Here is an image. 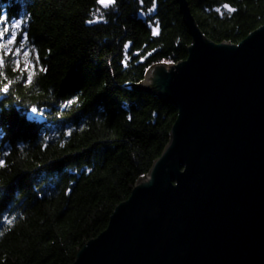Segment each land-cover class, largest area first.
I'll list each match as a JSON object with an SVG mask.
<instances>
[{
    "label": "trees",
    "instance_id": "trees-1",
    "mask_svg": "<svg viewBox=\"0 0 264 264\" xmlns=\"http://www.w3.org/2000/svg\"><path fill=\"white\" fill-rule=\"evenodd\" d=\"M188 2L216 42L264 25V0ZM191 43L176 0H0V264H72L107 228L178 115L141 84Z\"/></svg>",
    "mask_w": 264,
    "mask_h": 264
},
{
    "label": "water",
    "instance_id": "water-1",
    "mask_svg": "<svg viewBox=\"0 0 264 264\" xmlns=\"http://www.w3.org/2000/svg\"><path fill=\"white\" fill-rule=\"evenodd\" d=\"M176 1L187 58L141 84L176 107L170 141L72 264H264V25L216 42Z\"/></svg>",
    "mask_w": 264,
    "mask_h": 264
},
{
    "label": "snow or ice",
    "instance_id": "snow-or-ice-1",
    "mask_svg": "<svg viewBox=\"0 0 264 264\" xmlns=\"http://www.w3.org/2000/svg\"><path fill=\"white\" fill-rule=\"evenodd\" d=\"M99 2L101 4H106V5L115 4V0H99ZM224 7L226 9H228L229 13H233V12L236 11V9L234 7H230L227 4H225ZM150 11H151V9H150ZM217 11H220V9H217ZM89 22L91 23L93 21H89ZM18 24H19V22H18ZM157 29H158V25H157V28H154L153 29V35H156L157 34ZM2 62H3L2 59H0V63H2ZM27 79H28V82H31L32 77L31 76H28ZM7 91H8V85L7 84H5L2 88H0V92H7ZM32 111L33 112H36L37 109L36 108H33ZM3 164H4V161L2 159H0V166H3ZM11 222H12L11 220L8 221L9 224H11ZM0 235H3V233H0Z\"/></svg>",
    "mask_w": 264,
    "mask_h": 264
},
{
    "label": "rangeland",
    "instance_id": "rangeland-1",
    "mask_svg": "<svg viewBox=\"0 0 264 264\" xmlns=\"http://www.w3.org/2000/svg\"><path fill=\"white\" fill-rule=\"evenodd\" d=\"M103 5H105V6H106V4H103ZM32 113H33V112H32ZM32 113H31V114H32Z\"/></svg>",
    "mask_w": 264,
    "mask_h": 264
}]
</instances>
